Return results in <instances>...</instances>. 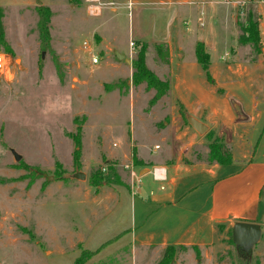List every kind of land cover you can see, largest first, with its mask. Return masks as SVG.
I'll return each mask as SVG.
<instances>
[{
    "label": "rangeland",
    "instance_id": "rangeland-1",
    "mask_svg": "<svg viewBox=\"0 0 264 264\" xmlns=\"http://www.w3.org/2000/svg\"><path fill=\"white\" fill-rule=\"evenodd\" d=\"M242 1L244 6L250 2ZM37 4L52 11L48 46L41 40ZM112 4L113 0H0V53L10 56L12 69L10 77L0 76V264H73L84 251L93 253L85 264H158L168 256L169 264H264L263 238L245 252L224 227L201 253L175 246L143 248L136 254L129 246L125 225L127 197L133 189L125 165L132 160L134 168L139 166L138 144L144 143L147 151L159 146L158 153L181 155L200 165L215 162L209 145L217 138L236 157L249 158L264 124V79L248 82L254 91L251 114L232 98L229 119L196 109L208 131H196L198 138L184 155L180 143L167 134L169 110L179 109L176 100L165 94L150 105L154 91L131 81L132 60L140 46L128 33L140 22L150 28V16L157 10L140 11L144 7L136 5L116 14ZM93 5L101 8L99 14L89 13ZM181 15L174 20L178 29L187 26ZM155 44L148 43L146 63L171 83L175 69L156 52ZM192 44L185 42L184 48ZM251 46L256 57L260 50ZM124 47L127 53L118 60L114 52L122 53ZM244 53L234 54L237 61L246 58ZM257 75L264 76V66ZM218 93L224 95L222 89ZM179 122L187 126L188 121L180 115ZM162 129L166 136L151 135ZM75 138L80 142L78 159ZM75 172H83L85 179L73 178Z\"/></svg>",
    "mask_w": 264,
    "mask_h": 264
},
{
    "label": "crops",
    "instance_id": "crops-1",
    "mask_svg": "<svg viewBox=\"0 0 264 264\" xmlns=\"http://www.w3.org/2000/svg\"><path fill=\"white\" fill-rule=\"evenodd\" d=\"M219 1L113 0L111 7L116 14L120 8L133 9L136 5L144 7L140 11L149 8L157 10L150 16V28L140 22L128 33V37L146 43H164L168 47V61L175 74L164 97L178 100L186 114L200 121V114L195 111L200 107L216 118L229 119L234 112L229 104L230 98L236 99L246 114H251L254 91L248 82L257 81L259 77L264 79L263 75H257L258 69L264 66V2L250 0L240 8ZM90 8L97 9V12L91 9V14L101 12L97 5ZM180 14L187 26L178 29L174 20ZM249 20L258 24L261 49L256 57L250 53L251 43L239 41L241 28ZM185 42L193 43L192 47L190 45V49L186 50ZM197 42L203 43L210 56L211 82L203 76L196 62L194 49ZM127 50L124 47L122 54ZM242 51L247 56L237 61L234 54ZM227 60L245 63L229 64ZM220 89L224 95L218 93ZM169 112L172 122L167 127V134H171L173 142L180 143L179 149L185 155L198 134L190 125L180 124L179 109L173 106ZM163 130L151 135L162 138L166 136ZM144 146V143H139L136 150L138 185L135 192L127 197L125 236L136 254L143 248L161 249L169 245L205 252L214 243L219 229L224 227L229 232L240 221L259 224V241H263L264 124L249 158H238L232 153L233 160L228 164L209 162L196 165L195 162H186L181 155L158 153L156 149L159 146L152 145L153 148H148V151ZM154 168L161 169L158 179L153 175Z\"/></svg>",
    "mask_w": 264,
    "mask_h": 264
},
{
    "label": "trees",
    "instance_id": "trees-1",
    "mask_svg": "<svg viewBox=\"0 0 264 264\" xmlns=\"http://www.w3.org/2000/svg\"><path fill=\"white\" fill-rule=\"evenodd\" d=\"M36 12L38 14V27L41 36L42 43L45 46H48L50 41V32H49V24L52 16V11L47 5L37 4ZM2 10H0V40L3 39V29H2ZM243 34L240 36V40L243 43H251L253 46L260 50L261 44L259 39V30L258 24L249 20L247 25L243 27ZM136 44L139 45V49L136 55V58L132 60V84L135 86L144 84L147 90H153L154 94L149 100V104L153 105L157 102L163 95L167 94L170 89V82L167 80L160 79L155 72L150 69L146 63V54L148 43L136 41ZM155 50L158 54L163 53L168 61V47L163 43L155 44ZM194 55L196 62L199 64L200 68L204 72L208 81H212L211 75L209 74V64H210V56L205 51L204 45L202 42H197L195 44ZM116 56V55H115ZM117 57V56H116ZM180 113L183 118L187 121L185 117V110L182 103L178 100L176 102ZM188 124V122H187ZM214 143L209 145L211 158L215 160V162L219 164H228L232 162L233 157L232 153L227 149V147L222 142H217L218 139H213ZM75 149H74V158L78 159L80 154V142L78 138H75ZM113 168H110V172L116 175V172L113 171ZM229 234L231 235V229H229ZM232 239V238H231ZM175 248L173 245H169L166 247L167 250H172ZM240 250V249H239ZM197 252V249H196ZM93 253L90 251H84L81 255H79L73 264H85L86 261L92 256ZM172 256L163 257V259L158 264H169Z\"/></svg>",
    "mask_w": 264,
    "mask_h": 264
},
{
    "label": "water",
    "instance_id": "water-1",
    "mask_svg": "<svg viewBox=\"0 0 264 264\" xmlns=\"http://www.w3.org/2000/svg\"><path fill=\"white\" fill-rule=\"evenodd\" d=\"M112 1V0H110ZM118 59H124L125 55L122 53L114 52ZM44 55V54H43ZM127 62H130L126 59ZM189 125L197 131L199 134H204L208 131V126L202 121L196 119L191 115L186 116ZM13 155L16 160L20 159V155L12 150ZM46 176V174H43ZM73 178L84 180L86 175L83 172H75L72 174ZM52 176H47V179H52ZM261 237V228L257 223L249 222H236L231 229V238L235 246L239 247L245 252H249L252 247L260 240Z\"/></svg>",
    "mask_w": 264,
    "mask_h": 264
},
{
    "label": "built area",
    "instance_id": "built-area-1",
    "mask_svg": "<svg viewBox=\"0 0 264 264\" xmlns=\"http://www.w3.org/2000/svg\"><path fill=\"white\" fill-rule=\"evenodd\" d=\"M255 2H264V0H253ZM220 3H224L227 5H238L240 8H243L245 5V1L242 0H220ZM128 7H130V3L128 4ZM133 42L130 41V52L133 53ZM92 62L97 63L98 58L96 56H93ZM12 69H11V59L10 56L6 53H0V76L4 78H8L11 76ZM126 168L129 170V179L130 183L132 185V189L137 187L138 181H139V175L136 171V169L133 166L132 160L130 163L125 165ZM153 175L155 178H160L161 177V169L160 168H154L153 169ZM135 192V191H134Z\"/></svg>",
    "mask_w": 264,
    "mask_h": 264
}]
</instances>
